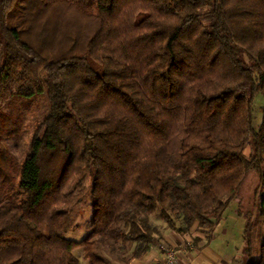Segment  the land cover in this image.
Returning <instances> with one entry per match:
<instances>
[{
	"label": "trees",
	"instance_id": "obj_1",
	"mask_svg": "<svg viewBox=\"0 0 264 264\" xmlns=\"http://www.w3.org/2000/svg\"><path fill=\"white\" fill-rule=\"evenodd\" d=\"M91 3L0 0V264H129L156 221L211 233L247 172L264 225V0ZM244 243L234 262L264 264Z\"/></svg>",
	"mask_w": 264,
	"mask_h": 264
},
{
	"label": "rangeland",
	"instance_id": "obj_2",
	"mask_svg": "<svg viewBox=\"0 0 264 264\" xmlns=\"http://www.w3.org/2000/svg\"><path fill=\"white\" fill-rule=\"evenodd\" d=\"M76 1V0H75ZM82 8L93 9L91 0H77ZM264 95L258 92L253 98V125L256 127L261 121V106L263 105ZM47 102L43 97L38 98L30 107V112L26 114L25 122L22 125L24 132L25 145L29 143L30 136L36 124L41 120L46 110ZM249 148L244 153L248 154ZM263 189L259 185L257 176L254 173L245 174L239 194L233 198L224 211L221 224L215 226V236L218 238L217 245L225 242L227 249L236 254L242 255L244 246V234L251 238L253 246V258H258L259 246L264 241V225L260 221L258 210L262 197ZM89 198L81 202L73 211V224L78 226L69 230L66 236L72 240H80L88 230L89 221L92 214ZM225 227L226 233L222 230ZM227 242V243H226ZM172 248V247H170ZM169 248V249H170ZM174 249V248H173ZM175 250V249H174ZM82 255L81 248L75 250V256ZM234 264H239L238 262Z\"/></svg>",
	"mask_w": 264,
	"mask_h": 264
},
{
	"label": "crops",
	"instance_id": "obj_3",
	"mask_svg": "<svg viewBox=\"0 0 264 264\" xmlns=\"http://www.w3.org/2000/svg\"><path fill=\"white\" fill-rule=\"evenodd\" d=\"M221 222L222 219L217 225ZM156 223L162 227L160 239H157L143 255L132 259L129 264H163L165 247L176 250V264H234L239 257L238 251L236 254L231 253L225 242H222L220 247L217 245L218 238L214 231L210 233L205 229L192 228L189 233L182 235L167 228L161 221ZM220 231L227 232L225 227Z\"/></svg>",
	"mask_w": 264,
	"mask_h": 264
},
{
	"label": "built area",
	"instance_id": "obj_4",
	"mask_svg": "<svg viewBox=\"0 0 264 264\" xmlns=\"http://www.w3.org/2000/svg\"><path fill=\"white\" fill-rule=\"evenodd\" d=\"M164 260L163 264H176L177 257H176V250L173 248L165 247L164 248Z\"/></svg>",
	"mask_w": 264,
	"mask_h": 264
}]
</instances>
